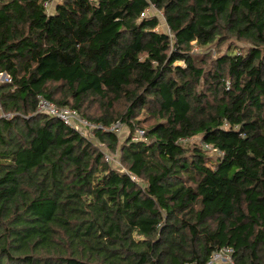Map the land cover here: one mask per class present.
Returning a JSON list of instances; mask_svg holds the SVG:
<instances>
[{"label":"trees","instance_id":"1","mask_svg":"<svg viewBox=\"0 0 264 264\" xmlns=\"http://www.w3.org/2000/svg\"><path fill=\"white\" fill-rule=\"evenodd\" d=\"M0 73V264H264V0H0Z\"/></svg>","mask_w":264,"mask_h":264},{"label":"built area","instance_id":"2","mask_svg":"<svg viewBox=\"0 0 264 264\" xmlns=\"http://www.w3.org/2000/svg\"><path fill=\"white\" fill-rule=\"evenodd\" d=\"M45 8L48 10L50 9V4L44 3ZM0 79L7 82V77L0 73ZM37 113L40 114H46L52 118L57 119L58 121L64 123L66 126L71 128L72 130L78 132L83 137H86L83 134V131H86L87 129L92 130L94 129H102L100 126L91 124L90 122L86 121L85 119L81 118L74 110L68 109V108H57L54 104L44 100L39 99V102L37 104ZM105 131L112 132L115 135H120L123 131V125L120 122H116L112 124L109 129H105ZM88 138V137H86ZM132 141L134 142H144V134L142 130H137L135 135L132 137ZM181 142L185 143V141ZM205 148H208L205 146ZM104 157L106 161L114 163V166H117L115 163V159L110 158L108 153H104ZM119 171H122L120 169ZM133 180L135 178L132 177ZM231 254L232 251L230 249H222L219 252H215L211 258L209 264H217V263H224V264H230L232 262L231 260Z\"/></svg>","mask_w":264,"mask_h":264},{"label":"rangeland","instance_id":"3","mask_svg":"<svg viewBox=\"0 0 264 264\" xmlns=\"http://www.w3.org/2000/svg\"><path fill=\"white\" fill-rule=\"evenodd\" d=\"M165 28L164 27H162V28H159L158 29V31L159 32H164L165 30H164ZM239 45V44H238ZM193 53L194 54H196V55H200V54H203V52L201 51V50H199V49H197L196 47H195V49L193 50ZM212 55H215L214 54V51H212ZM175 65L176 66H183V63L182 62H178V63H175ZM0 82H4V80H1L0 79ZM7 118H11V116H7ZM91 130H89V129H87L86 131H83V134L86 136V137H88V138H90V137H92V133L90 132ZM128 130H126L125 128H123V131H122V133L120 134V135H118V138H119V140H120V142L122 141V140H124V138H126L127 136H128ZM197 141H198V139H197ZM191 142V141H190ZM192 142H196V138L195 139H193L192 140ZM98 145V147L99 148H101V149H103V147H102V145H100V144H97ZM119 145H121V143L119 144ZM205 147V146H204ZM119 148V147H118ZM104 150V149H103ZM106 153H108V152H106ZM119 149H118V151L116 152V153H114L113 155L111 154H109V157L110 158H114L115 159V163H116V167H119V168H121V164H120V160H119ZM122 169V168H121ZM217 264H224V263H217ZM230 264H232V262L230 263Z\"/></svg>","mask_w":264,"mask_h":264}]
</instances>
